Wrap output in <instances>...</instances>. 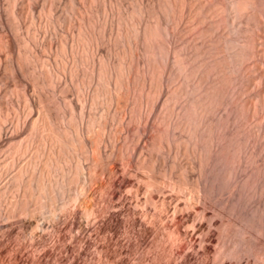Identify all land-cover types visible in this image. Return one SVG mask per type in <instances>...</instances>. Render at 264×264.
I'll return each mask as SVG.
<instances>
[{
	"label": "bare ground",
	"instance_id": "bare-ground-1",
	"mask_svg": "<svg viewBox=\"0 0 264 264\" xmlns=\"http://www.w3.org/2000/svg\"><path fill=\"white\" fill-rule=\"evenodd\" d=\"M226 188L228 251L257 254L264 205L241 208L264 192V0H0V264L44 261L47 235L65 253L116 199L189 223Z\"/></svg>",
	"mask_w": 264,
	"mask_h": 264
},
{
	"label": "rangeland",
	"instance_id": "rangeland-1",
	"mask_svg": "<svg viewBox=\"0 0 264 264\" xmlns=\"http://www.w3.org/2000/svg\"><path fill=\"white\" fill-rule=\"evenodd\" d=\"M260 87L262 88V84H257L254 86V90L256 92L259 90L258 92H260L261 91ZM49 90H50V88H49ZM51 91H52V88H51ZM75 97H76V95H74L73 98H75ZM258 119L259 118H257V121H260V119L259 120ZM25 160L26 159H24L22 161V163L25 162ZM194 172L195 173L194 174L192 173V174L194 176H196L197 171H194ZM133 180L134 179H132V181ZM164 188L162 189L160 196H159V199H158L159 204L162 202L160 200H164L169 205V207H173L176 202H180V203L182 202L183 199H178L176 195L173 196V194L171 193L169 188H167V187H164ZM230 191H231L230 188H226L225 190H223V192L220 196V198H221L220 201L228 202V200H229V203H227L228 205L223 207V208H221L220 202L207 201L205 203H198L200 205L195 204V206L192 208L193 211L191 210L190 212L193 214V217L196 221L195 220L190 221L189 223L187 222V219L185 218L187 216L188 210L183 208V207H182V210L178 211L175 215H172L171 211H173V210H171V208H170V212L167 214H164L162 217L165 221L162 218L158 219V220L151 219V221H150V218H152V215L146 216V218H145V216H141L140 213H138V214L134 213L136 211V208H135V205L132 203L131 199H129V198H128V200L124 199V201L123 200L121 201L122 203H120V200L116 199V201L114 202L115 208L111 207L109 209L110 212L108 211V213H105V216L99 218V220L97 222H94L95 224L93 222L91 224H89L88 226H90L91 228L87 227L85 229V232L82 231L83 232L82 233V232L78 231L79 233H82V234H79V236L81 235L79 237L80 238L79 240L76 238V236L78 235L77 234L78 233L77 228H74V231L77 233L71 232L72 234L69 232V230L67 231V229H65V228L62 229L63 230L62 235L64 237L68 234V232L70 234V235L68 234L67 237H65L66 238L65 241L68 242V246H70V244H72L70 246L72 249L70 247H68V249H69L68 251L69 252L71 251L70 253L68 251H65V253H64L62 250L63 247L61 244H60V246L59 245L55 246L57 248L62 247L61 249L57 250V248L52 247L53 246V243H51L52 238H51V236L49 237V235H47L44 240H46V238H47V240L50 239V240H48L50 243H48V241H46V243L52 244V245H50V247H48L49 246L48 244H46V245H47V249L51 248L50 250L52 251V253H50V254L52 257L49 255H46V254L42 255V253H41L42 257L40 259L44 260V258H46V256H49L45 260L46 261L48 260L49 263H51V264H54V263L55 264H95L97 261L99 262V264H101V263H103V264H264V255L262 254V253H264V235H260V236L255 235L256 234L255 230H251V232H248L246 234V242L249 241V242L257 244V247H258L257 254H253L252 252L251 253L243 252V251H240L238 253L237 252L230 253L228 251L229 246L233 245L234 238H235L234 236H239V235H233L232 237L230 235L229 237L225 238L221 225L224 223H227L229 221H232L233 223L237 222V224H233L231 226V228H233L232 229L233 231L238 230V229L239 230L242 229L241 228V220L235 214L231 213L229 208H228L230 202L235 198ZM161 195L164 197H162ZM261 196L256 198V199L246 201L241 208L242 211L250 212L252 210V208H254L256 205H261V204L264 205V198H263L264 192H263V195H261ZM166 197H169L171 199H168ZM130 200H131V202H130ZM170 200L171 201L173 200L174 202L175 201L176 202L174 203L172 201V203H171ZM260 200L262 201V203ZM123 202L124 203L126 202L125 203L126 205L123 204ZM128 202H129V204H128ZM117 203H119V205ZM173 203H174V205H173ZM256 203H258V204H256ZM131 204H132V206H131ZM96 207H98V204L96 205ZM132 207H134V208H132ZM219 208L222 209V210H220L221 212L216 213L217 212L216 210ZM112 210H113V213H112ZM124 210H126V211H124ZM201 210H204L205 214H207V216L204 217V220H203V222L205 221L203 223L204 224L203 229L199 231L201 233H199V232L195 233L196 227L194 225L202 217H201V215H198L199 213H196V214H194V213L196 211H201ZM127 211L129 213H127ZM152 211L154 214V210H151V213H152ZM110 215H112V217ZM125 215H126V217H125ZM173 216H174V218H173ZM104 217L105 218L109 217V218L105 219ZM78 218L80 219L81 217L77 216V218L75 219V222L79 220ZM133 218H134V220H133ZM172 218H173V220H171ZM104 219H105V221H103ZM135 219H137V220H135ZM144 219H145V221H144ZM146 219H147V221H146ZM210 220L214 223L213 224L214 226L210 225V223H211ZM82 221H83V219H82ZM101 221L103 222V224ZM181 221H183V222H181ZM104 222H106V226H105ZM192 222H193V224H191ZM194 222H195V224H194ZM110 223H111V225H109ZM205 223L207 226L205 225ZM99 224L102 225V227H100ZM158 224H160V225H158ZM94 226H95V229H94ZM188 227H191L192 229L190 230V228H188ZM16 228L17 229L14 232L15 235L19 231V228L18 227H16ZM98 228H99L100 232L97 231ZM104 228H106V230L108 228L109 231L108 230L106 231ZM64 230H65V232H64ZM102 230L103 231L105 230V231L103 232ZM186 231L189 233V235H188V233H186ZM94 232H95V235L97 234V236L94 235ZM170 232H173V233L170 234ZM180 232H181V234H180ZM190 232H192V234ZM101 234H102V236H101ZM167 234H168V236H167ZM71 235H73L75 238L72 239ZM86 235L88 237H86ZM89 235H92L94 237H91ZM68 236H70V237H68ZM82 236H83V238H82ZM15 237L16 236H14V238ZM68 238H69V240H68ZM81 238H82V240H81ZM181 238H183L184 240L183 239L181 240ZM109 239H110V241H109ZM83 240H85V241H83ZM107 241H109V242H107ZM66 242H63V243H66ZM80 242H82V243H80ZM87 242H89V243H87ZM96 242L98 243V245ZM14 243H16V242H14ZM86 243H87V246L85 245ZM95 243H96V245H95ZM230 243H231V245H230ZM82 244L84 245V247ZM224 244H225V246H224ZM14 246H15V244H14ZM105 246H107L108 248H106ZM36 247H38V245ZM79 247H81L80 250H78ZM53 249L55 250L56 253H58L59 251H62L61 253H63V256L61 257L62 254L59 252L61 254L59 259L58 258L55 259L54 258L55 252H53L54 251ZM32 250H33V248L31 249V251ZM27 251H29V250H27ZM103 251L105 253H101ZM72 252H73L74 257H72L73 256ZM43 254H44V252H43ZM52 254H54V255H52ZM64 254H66V255H64ZM32 257H33L32 255H31V257H30V255H29V257L27 255V257H24L23 260H21V261H23V262L25 261V263H27V261H28V263H30L29 261L32 262V260L30 259ZM98 257L99 258L102 257L101 260L98 259ZM48 258H51V259H48ZM52 258L55 259V260L53 259L55 262L52 260ZM66 258H68V259H66ZM25 259H27V260H25ZM63 259H64V261H62ZM45 260L44 261H38V262H40L38 264H42V262L47 264L48 261L46 262ZM114 262H116V263H114ZM25 263H23V264H25Z\"/></svg>",
	"mask_w": 264,
	"mask_h": 264
}]
</instances>
